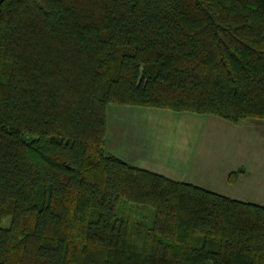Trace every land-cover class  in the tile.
<instances>
[{"label":"trees","instance_id":"trees-1","mask_svg":"<svg viewBox=\"0 0 264 264\" xmlns=\"http://www.w3.org/2000/svg\"><path fill=\"white\" fill-rule=\"evenodd\" d=\"M108 104L264 120V0H5L0 264H264V206L109 154Z\"/></svg>","mask_w":264,"mask_h":264},{"label":"crops","instance_id":"crops-1","mask_svg":"<svg viewBox=\"0 0 264 264\" xmlns=\"http://www.w3.org/2000/svg\"><path fill=\"white\" fill-rule=\"evenodd\" d=\"M212 119L215 117L210 115L108 104L106 150L133 166L171 180L193 184L234 200L264 206L262 161H255L254 165L237 166L226 165L223 159H200L198 144L205 131L201 129V124L210 121L218 124ZM232 172L237 174L229 181Z\"/></svg>","mask_w":264,"mask_h":264},{"label":"rangeland","instance_id":"rangeland-1","mask_svg":"<svg viewBox=\"0 0 264 264\" xmlns=\"http://www.w3.org/2000/svg\"><path fill=\"white\" fill-rule=\"evenodd\" d=\"M212 120L218 124L211 121L201 124L205 131L198 144L200 159H223L226 165L237 166L254 165L255 161L264 163V120L244 119L239 124L218 117Z\"/></svg>","mask_w":264,"mask_h":264},{"label":"water","instance_id":"water-1","mask_svg":"<svg viewBox=\"0 0 264 264\" xmlns=\"http://www.w3.org/2000/svg\"><path fill=\"white\" fill-rule=\"evenodd\" d=\"M5 0H0V5L4 2Z\"/></svg>","mask_w":264,"mask_h":264}]
</instances>
